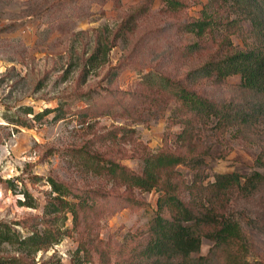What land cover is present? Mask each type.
I'll return each mask as SVG.
<instances>
[{"label":"rangeland","instance_id":"obj_1","mask_svg":"<svg viewBox=\"0 0 264 264\" xmlns=\"http://www.w3.org/2000/svg\"><path fill=\"white\" fill-rule=\"evenodd\" d=\"M229 1L0 0V222L29 234L56 195L50 178L73 190L68 199L88 204L75 226L70 213L53 219L68 233L34 261L70 264L87 244L94 264H136L132 255L145 243L160 192L127 186L104 165L142 172L144 159L164 150L201 154L205 182L217 173H264L258 160L264 126L236 132L195 119L185 136L190 113L179 110L166 82L182 81L213 100H254L239 74L216 83L200 70L230 48L255 44L250 19L234 13ZM131 14L129 29L118 31ZM195 22L205 24L203 31ZM105 39L113 46L91 63ZM47 109L53 111L44 114ZM177 168L187 196L195 169ZM25 189L36 207L20 204ZM233 205L246 217L242 223H250L251 264H264V189ZM212 243L203 238L200 254ZM13 253L14 246L0 245V255Z\"/></svg>","mask_w":264,"mask_h":264},{"label":"trees","instance_id":"obj_2","mask_svg":"<svg viewBox=\"0 0 264 264\" xmlns=\"http://www.w3.org/2000/svg\"><path fill=\"white\" fill-rule=\"evenodd\" d=\"M169 1L177 3V0ZM228 3L234 13L250 19L255 44L247 49L230 48L219 59L204 63L200 70L203 77L212 78L216 83L224 82L229 75L239 74L242 88L249 90L254 100L248 103L213 100L182 81L168 79L166 82L175 88L173 93L181 101L179 110L183 108L190 113V117L183 118L187 123L182 131L185 136L191 133L195 119L201 120L202 126L211 122L217 129H234L236 132L264 126V0H232ZM134 17V14L127 17L118 31L129 29ZM194 25L200 31L205 27L203 22H195ZM112 46L106 39L99 41L89 61L104 59ZM51 111L47 109L43 113ZM32 112L33 109L29 108L28 113ZM258 160L264 161V149ZM203 162L201 154L188 157L160 150L144 159L142 172L129 171L115 163L104 165L112 176L127 186L160 192L156 215L146 229L145 243L132 255L136 264H251L247 231L250 223H242L246 217L236 211L233 203L238 199L249 200L260 193L264 189V173H217L213 181L205 182L206 175L201 170ZM181 164L195 169L193 181L186 185V197L182 189L184 181L179 178L177 168ZM49 182L56 195L47 202L44 215L39 217L40 221L29 234L24 236L10 224L0 222V245L14 246L18 252L0 255V264H62L53 257L38 263L33 256L67 235L68 228L56 225L53 219H66L70 213L75 226L79 223L80 210L88 204L68 199V196L76 195L62 181L50 178ZM22 194L24 200H20V204L36 207L35 199L27 189ZM203 238L213 242L207 254H200ZM92 257L93 249L85 244L77 250L70 264H94Z\"/></svg>","mask_w":264,"mask_h":264}]
</instances>
